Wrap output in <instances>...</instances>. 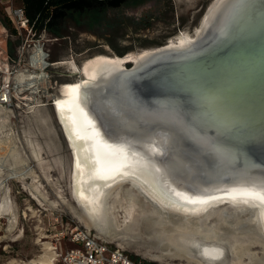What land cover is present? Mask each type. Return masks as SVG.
Here are the masks:
<instances>
[{
  "label": "bare ground",
  "instance_id": "bare-ground-1",
  "mask_svg": "<svg viewBox=\"0 0 264 264\" xmlns=\"http://www.w3.org/2000/svg\"><path fill=\"white\" fill-rule=\"evenodd\" d=\"M261 22L264 0H218L195 37L181 32L163 51L95 55L80 66L74 59L59 63L78 77L51 97L62 133L73 147L71 191L77 207L63 202L84 227L113 241L143 238L161 248L158 259L188 264H230L223 236L264 239V128L244 131L245 115L213 99L208 120L187 101L143 90L133 81L158 63L185 59L234 39L228 40L243 23L239 37ZM128 61L135 67L125 73ZM50 84L46 78L45 87ZM7 121L0 105V133ZM235 129L244 140H253L249 150L232 146L238 139L227 133ZM229 138L234 142L227 143ZM2 144L0 174L7 170L9 179H35L19 147L4 149ZM34 155L39 158L38 152ZM3 214L12 215L10 232L17 212L9 199L0 202V218ZM213 216H220L221 227L207 225ZM44 245L43 255L6 264H52L54 248ZM229 248L239 262L249 253L239 242L229 243ZM250 255L255 264H264V255Z\"/></svg>",
  "mask_w": 264,
  "mask_h": 264
},
{
  "label": "rangeland",
  "instance_id": "rangeland-1",
  "mask_svg": "<svg viewBox=\"0 0 264 264\" xmlns=\"http://www.w3.org/2000/svg\"><path fill=\"white\" fill-rule=\"evenodd\" d=\"M213 1L129 0L117 8L69 12L57 32L47 31L39 38L49 54L50 65H54L47 70L51 95L58 96L62 84L78 78L71 76L67 67L59 63L74 59L80 66L95 55L121 57L163 46L177 40L181 32L192 35ZM6 17L5 7L0 4V77L5 79L8 78L5 73L16 61L15 56L22 44V39L6 25ZM21 97H25L27 107L18 102L5 108L8 121L0 133V141L4 142L1 147H19L35 179L28 177L21 182L9 179L7 170L0 174V202L9 199L17 212L16 225L10 232L8 227L12 215L3 214L0 218V264L27 262L43 255L44 243L54 247L66 228L68 232L70 228L88 230L110 247L120 249L145 264H188L186 260L176 258L158 259L156 256L162 253L161 248L149 246L143 238L113 241L84 227L63 202L65 200L72 207H77L71 191L72 153L54 108L40 107L43 101L40 95L35 98L23 92ZM37 152L39 158L34 155ZM246 218V215L242 216L239 221ZM207 225L221 227L223 224L220 216H213ZM223 239L228 247L225 259L230 264H255L250 254L257 258L264 255V239L260 237L247 238L243 234L236 238L223 236ZM234 242L248 247L250 253L244 255L240 262L229 248V243ZM63 247H72L67 238ZM52 253L54 260V251Z\"/></svg>",
  "mask_w": 264,
  "mask_h": 264
},
{
  "label": "water",
  "instance_id": "water-1",
  "mask_svg": "<svg viewBox=\"0 0 264 264\" xmlns=\"http://www.w3.org/2000/svg\"><path fill=\"white\" fill-rule=\"evenodd\" d=\"M217 1L207 7L197 30ZM243 25L237 27L228 40L234 39L185 59L158 63L137 74L133 81L143 90L187 101L197 114L208 120L214 112L209 99L220 101L229 111L245 115L244 123H241L244 131L252 133L250 130H261L258 128H264V23L253 26L252 32L239 37L237 35ZM195 35L194 31L192 38ZM170 46L169 42L150 52L157 53ZM123 65V71L129 73L135 62L128 61ZM236 129L230 130L227 135L235 136L238 141L229 138L227 143L234 142L232 146L238 151L249 150L253 140H244L240 130ZM67 143L73 153V147L69 141Z\"/></svg>",
  "mask_w": 264,
  "mask_h": 264
},
{
  "label": "built area",
  "instance_id": "built-area-1",
  "mask_svg": "<svg viewBox=\"0 0 264 264\" xmlns=\"http://www.w3.org/2000/svg\"><path fill=\"white\" fill-rule=\"evenodd\" d=\"M8 16L17 36L22 39V44L16 61L5 73L8 78L0 77V104L12 107L19 102L21 93L33 91L41 96L43 104H52L51 85L49 88L45 87L46 78L50 80L47 72L49 54L39 40L47 30L40 34L33 31L23 5L11 7ZM31 75L35 78H31ZM18 77L20 80H17ZM66 238L72 247L64 249L63 242ZM53 248V264H145L120 249L110 247L90 231L79 228H70L69 232L68 228L63 230Z\"/></svg>",
  "mask_w": 264,
  "mask_h": 264
},
{
  "label": "trees",
  "instance_id": "trees-1",
  "mask_svg": "<svg viewBox=\"0 0 264 264\" xmlns=\"http://www.w3.org/2000/svg\"><path fill=\"white\" fill-rule=\"evenodd\" d=\"M127 1L129 0H22V5L33 31L40 34L43 30L57 32L59 24L71 11L117 8ZM5 23L15 34L7 17Z\"/></svg>",
  "mask_w": 264,
  "mask_h": 264
},
{
  "label": "crops",
  "instance_id": "crops-1",
  "mask_svg": "<svg viewBox=\"0 0 264 264\" xmlns=\"http://www.w3.org/2000/svg\"><path fill=\"white\" fill-rule=\"evenodd\" d=\"M17 3H18V4H17ZM0 4L3 5V6L5 7V11L7 12V18L9 19V16H8L9 9H10L11 7H18V6H21V4H22V0H0ZM9 21H10V23H11V20H10V19H9ZM11 26H12V28L14 29L12 23H11ZM14 30H15V29H14ZM15 32H16V30H15ZM13 34H14V33H13ZM15 34H16V33H15ZM16 35H17V34H16ZM17 56H18V52H17V55L15 56V58H17ZM19 78H20V77H18L17 80H20ZM21 78H23V76H22ZM29 94L34 95L35 98L39 96V95L36 94L34 91H33L32 93H29ZM25 101H26V100H25V97H21L20 100H19V103H20V104H24V107H27V102H25ZM28 101H30V100H28ZM41 102H42V101H41ZM0 105H1V104H0ZM1 106L4 107V108H6V106H3V105H1ZM16 106H17V108H20L18 104H17ZM46 106H52V107L54 108L53 103H52V104H48V105H45V104L42 103V104L40 105V107H46ZM25 112H26V111H25Z\"/></svg>",
  "mask_w": 264,
  "mask_h": 264
},
{
  "label": "snow or ice",
  "instance_id": "snow-or-ice-1",
  "mask_svg": "<svg viewBox=\"0 0 264 264\" xmlns=\"http://www.w3.org/2000/svg\"><path fill=\"white\" fill-rule=\"evenodd\" d=\"M260 199H261V200H264V196H261Z\"/></svg>",
  "mask_w": 264,
  "mask_h": 264
}]
</instances>
